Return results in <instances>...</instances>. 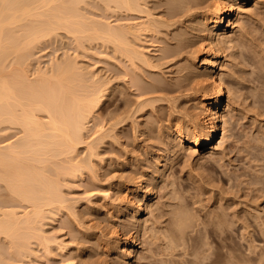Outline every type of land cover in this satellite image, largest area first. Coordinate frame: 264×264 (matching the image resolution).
Returning <instances> with one entry per match:
<instances>
[{
    "label": "rangeland",
    "instance_id": "374dc122",
    "mask_svg": "<svg viewBox=\"0 0 264 264\" xmlns=\"http://www.w3.org/2000/svg\"><path fill=\"white\" fill-rule=\"evenodd\" d=\"M165 1L168 0H160V2L159 0H150L148 2L151 8L155 10L154 12L156 14L160 13V16L163 15L164 19L162 17L161 18L165 21H168L167 17L170 20L169 16L165 17L164 14H161V12L163 13V10H168V6H163L166 5ZM197 1L199 2L197 3ZM214 1L216 0H210V2L209 0H194L193 3L191 2L192 4H189L190 6L188 5V7L185 8L186 10H180L183 11L182 13L180 12L182 15L179 16L181 17H171L170 22L172 21V19H175V21H172L173 24L168 21V23L171 24V26L169 25L170 28L168 26L159 27L160 30H155L154 33H152L153 31H150V35H148L149 31H141V34H139L141 37H138V32L136 37H132L133 41L136 40L134 41L136 46L140 45L143 47V49H148L147 52L144 49L145 53L148 56L153 55L152 57L150 56L152 62L151 64H149L150 66H147V64H145L146 66L144 64L142 65V63L140 64L141 61L139 62L138 59H134L135 61H137L135 62L130 58H125L127 57V55H124V53L121 51L116 52L117 50L114 49V45L112 46L111 43L105 44V42L103 44L104 40L102 41L101 39H93V41L90 42L86 39L88 43L83 39L82 43L85 46L79 45L76 43V41H74L75 37L71 38L69 33L66 34L63 29H59L60 33L57 31V36L53 34L55 35L53 38L47 37L48 40L44 38V41L41 40L43 41L42 44L39 43V45H37L38 43H36V48L33 47L35 49H32V52H35V55H33L32 57L36 58L34 61V58H32L33 62L29 61V63L31 62L30 70H32L33 72L36 69V66L38 67V62H40V64H42L43 62V64L40 66L44 67V64L46 63L45 65L48 66L51 60L53 61L54 59H58L60 61L61 59L64 60V58L70 56L72 57V59L77 60L76 62H78L79 66L85 69L87 68V70L84 69V71H95V77L97 75L95 79H105L103 80L105 83L107 80L106 84L108 85V87L104 88L103 86V88L105 89V95L107 97L105 96L101 104L96 107V121L94 119V121L91 122L89 128L91 130H96V128L98 127L97 124L102 123L101 125H99V127L103 125L104 130L108 128V131L106 130L108 133H106L110 135H107L105 137V133V135L101 138L102 140H97L99 143L95 142V148L96 146L98 147L96 149L97 153H95L96 155H93L95 157L92 156V159L89 163L90 165L95 163L94 165H91L93 166L91 167L92 170L90 167H88L90 169L86 168L87 170L84 168L82 171L77 172L78 175L76 173L77 177H72L70 175L72 177L71 178L70 176H68V174L70 173H68V171L66 170V167H69V163L67 164L68 160L65 161L67 159L65 158V156H63V159L65 158V160H63V163L62 157H58L59 159L56 158V162H58V164H55L59 165L60 163L61 166L63 165L65 169L64 172V169L59 168L58 166L57 167L62 171V173L59 169L56 170L57 167H54L55 170L53 168H49V170L52 171L48 172L49 175H51L50 173H52L51 176L53 177L54 175L53 178H55L58 183L61 182V184L59 183L63 187L61 190L62 192H66H63V194L65 193L66 197L69 196L70 207L67 208L70 210L66 209V207H64L63 209L61 208L59 213H57L58 215L54 214L51 215V217L50 215H48L51 213L48 212L47 217L50 218L44 219L46 221L41 223L40 226L43 227L44 231H48L46 232L47 235L56 236L58 237L59 241H63L61 244L62 246L65 245V248L62 247V249H60L59 246L57 247V245L55 244L56 247L55 245H52V247H54L53 249H46V252L48 253L46 254L45 248L42 249L43 246L39 245L38 242L37 244H34L36 243L35 239H31L30 241H32V243L33 241H35L33 243L34 245L31 243V247L33 246L32 251L37 250V254L34 253L35 251H33L35 257L32 253L30 255L31 258L29 257L28 259H23L26 263H30V261L32 260L31 263L35 264H119V248L118 243L115 242H119V238L118 236H116V233L114 231L116 230L121 232V234H125V237L132 233H136L138 236V225L140 226L139 235L140 232H142V237H140V247H137L132 256L133 259L131 261V264H183L188 259L192 258V256L188 254L193 247L191 246V237L197 236V234H201L203 232H207L208 234L210 233V240L214 242L212 246V251H214L212 260L213 264L227 263V251L223 246L224 244H231L232 246L235 245L236 248L241 249V251H247L246 249L250 245L248 242H252L253 244L254 241V245L257 244V251L264 249V0H261L260 3L252 6L253 9L250 11L253 12L252 14H245L242 16L241 25H243V27L241 26L239 29H237L236 32H232L234 35H232L234 41L227 44V48L222 59L223 61L228 63L225 65L224 69V72L226 73L225 79L228 83V86L232 89L234 88L233 90L236 91V94L238 93L237 97H234L233 99L234 102H231V109L227 111L228 137L224 144V147H215L216 143L204 147L203 154L206 153L205 156L208 155L206 159L205 157H203V154L196 155L192 154L191 151L189 152L187 150H184L182 151L183 153L181 152V155L178 156L179 158H176V156L172 157V164L170 169L166 173L167 176L164 175V177H158L159 172L156 171V157H158L160 154H166V152L168 151H170V153L168 152V154H171V150L173 148V145L170 144L172 135L167 128L168 123L176 119L184 123L185 126H195V115L197 113V110L199 109L194 103L196 97L202 94L203 85L200 84V86H198L199 83L196 82H199V79H197V77L195 76L196 73H198L197 70L184 76V72H181L180 74V67L178 66L180 65V63L182 65L185 62L187 64H191L192 54H194V52H196L200 47V37L198 31H195L197 30V23L195 19L202 16V14L206 12L207 8V11H210V8L213 5ZM104 2L102 0H100V2L99 0H90L88 2L90 5L86 4L88 7L90 6L89 8L91 9L88 8L90 11L93 10V12H90V14L96 17L98 16L99 19H102L103 17L104 20H107V22H111V24H116V21L118 22L119 19L122 20H119V22H123V20L128 21V19H132L129 21H138L137 11L129 12V10H124V8H121L120 11V9H117L115 5L112 8V4L110 7H106V9H108L106 10L105 6L107 5H105L106 3L104 4ZM195 3L200 5V7ZM155 6L156 8H158V10L155 8ZM84 7L87 8L86 6H83V8ZM159 7H161V10ZM194 7L196 8L194 9ZM179 19L182 21V23ZM174 24L176 27L174 26ZM176 30H178V32ZM244 31H246L247 33ZM175 32L184 34V41L187 40L184 45L185 47L183 46L180 49L175 48L177 47V44H175L177 40V33L175 34ZM172 34H174V36ZM78 40L80 41L82 39L79 38ZM165 45L168 48H166ZM169 47L178 51H176L175 53L177 56L173 53L172 55L175 57L170 55L169 57L164 58V51L165 49H169ZM148 51L150 52V54L148 53ZM179 51L181 53H179ZM119 53H121V56L119 55ZM166 58L171 59L167 60ZM133 61L135 63H133ZM135 77L137 79H135ZM152 80H154V82ZM150 81L152 82L150 83ZM156 82L158 83V85H156ZM86 83H91V80L86 79ZM141 83H148L149 85L146 84L148 86L147 87ZM154 83L157 88L155 86L154 88L153 86H150V84L153 85ZM86 86L89 85L86 84ZM150 87H152V90H148L150 92L149 93L147 89H149ZM153 91L155 93H153ZM151 93H153V95H151ZM139 95L143 98H140ZM149 95H151V97ZM152 98H157L158 100H156L155 102V100ZM138 102H141V105ZM150 102L152 103L150 104ZM149 104L154 105L149 106ZM184 116L187 117L185 118ZM117 117H119V119L121 117L120 120L124 118L126 119V121H123V119L122 122L120 121L118 123L119 126L118 124L117 126H114L115 128L113 129V132L112 128H110L113 125L111 123L115 122L116 120V122H118L119 119ZM120 123H122V125ZM15 130L16 129L10 130L9 132L16 133ZM91 130L90 133L88 132L86 134L87 139L91 138L89 137L92 132ZM9 136H11L9 137V139H12V135ZM84 144L79 145L78 147V155L80 156V158H84L88 153L87 147L85 146L86 144ZM159 151L161 152L159 153ZM163 151L165 152L163 153ZM84 152L87 153L85 154ZM53 162H55V159L52 161L51 165H54ZM55 172L59 173L57 174ZM141 173L146 174V178H150L149 181L153 180L156 189L154 198L151 202L153 205L150 203L149 207L151 206V208L146 209L147 211L143 215L144 217H140L139 219L141 221H138V217H133V213L135 212L133 211V209H136L137 205L136 203H134V205L136 206L135 207L133 203L127 202L126 196H128V192L125 185L137 187L138 181L142 179ZM59 174L60 176H58ZM131 179L135 182V184H133V181ZM2 184L3 185H1L0 190L4 188L3 190L5 191L1 192L2 195L0 194V198L2 200L11 198L12 200V197H8L11 191L9 192L8 189L9 194L7 196V188L4 183ZM2 186L4 187L2 188ZM141 192L142 191H140V193ZM140 193H134L133 195L135 196L130 195L129 197L135 199L136 202ZM9 199H7L8 202H10ZM17 199L14 198L11 201V205H17L18 209H22L19 208L20 205L25 204L21 202V204L19 205L18 203L20 202V199ZM71 199L73 200L71 201ZM22 205L21 207H23ZM128 205L129 208H127ZM171 205H178L177 207L182 209L187 208L188 210H186L190 213L194 212L192 214L196 216V219L199 217L201 218L197 219V221L195 219V227L193 226L195 229L193 227L191 228L193 234L191 233V229L188 230V232L190 233L187 234V240H189L191 244L189 245L190 242L188 243L187 241L188 244L186 243V248L183 246L177 247V249L172 252L173 256H168V252L166 253V251L168 250L161 251L163 249L162 243H164V240H162L160 230H165L170 227V224L172 222L171 218L173 216V214L171 213L173 210H170L171 208L174 209V206L172 207ZM52 211L54 212L53 208ZM218 215L221 216V218H219ZM52 216H55L54 219H52ZM215 216H217L216 218L221 220V224L224 221L222 226L221 224L217 225L219 224V221H217L218 219L215 220ZM142 218H145L146 221L142 220ZM135 219H137V221ZM147 221L149 224L147 223ZM207 221H209V223ZM210 221L214 222L215 224ZM138 222L139 224H136ZM144 223H147V225H143ZM141 224L143 225V227ZM216 225L220 228V230L218 227H215ZM214 227L217 229H215ZM221 227H229L230 229L228 230L227 228V233L226 228L222 229ZM156 229H158L159 231H155ZM144 230L146 231L144 232ZM219 231L223 234L224 237L228 236V238H226L227 240L222 239L221 236L218 235L220 233ZM127 233L128 235H126ZM1 237L3 238L4 236L0 235V250H2L4 253L0 251V260L3 262H7L12 258L14 251L11 250L13 248L8 247L7 241L5 242V238L2 239ZM4 243L7 245H4ZM2 244L3 249L1 248ZM222 248L224 249L222 250ZM58 249H60L61 251ZM7 252L9 255L7 254ZM49 254H51V256ZM4 258H8L9 260L7 259L5 261ZM170 259L172 262L170 261ZM180 261H182L183 263H180ZM222 261L224 263H222Z\"/></svg>",
    "mask_w": 264,
    "mask_h": 264
},
{
    "label": "bare ground",
    "instance_id": "6f19581e",
    "mask_svg": "<svg viewBox=\"0 0 264 264\" xmlns=\"http://www.w3.org/2000/svg\"><path fill=\"white\" fill-rule=\"evenodd\" d=\"M89 1L90 0H0V187L1 185H3L2 183H4L7 188L6 190L7 196L9 194L8 193V189H9V192L11 191L12 193V194L10 193V195L12 196L9 195L8 197H12L13 199L18 198L17 200L20 199V202L19 203L17 202L19 205L21 204V202L25 204V205L21 204L23 207H21V205L20 207L18 206L19 208H22V209H18L16 203H15L16 206H14V204L11 205L12 204L11 201L13 199L11 200V198L10 199L7 198L10 200V202H8V200L5 199L6 197L3 198L6 201L0 198V201H1L0 202V235L4 236L3 238L2 237L1 238L2 239L5 238V242L7 241L8 247L13 248L11 250L14 251L13 256L10 259V261L3 262L0 260V264H35V263H31L32 261L31 259H30L31 260L30 263H26L23 260V259H28L30 255L33 253V251H35L34 253H36L37 250L32 251L33 246L31 247V245L35 241L36 243L34 244H37L38 242L39 245L43 246V248L41 246L42 249L45 248V252H46V249L47 250H49L50 248L53 249L54 247H52V245L54 246L55 244L57 245V247L59 246L60 249H62V247L65 246V245L62 246L61 244L63 241L62 242L59 241L58 237L56 236L47 235L46 232L48 231H44L43 227L40 226L41 223L46 221L44 219L50 218L51 215L59 213L61 208L63 209L64 207H66V209H68L67 207H70L69 206L70 205L69 196L68 197L65 196V193H66L65 191H63L65 192L63 194L61 190L63 187L60 185L61 182H59L60 183L59 184L55 180V178H53L54 175L53 177L51 176L52 173H50L51 175H49L48 172L49 171L52 172L51 170H49V168H53L55 170L54 167L58 166L59 168L64 169V166L63 165L61 166L60 163H59L60 166L55 165V164H58V162H56V160L59 159L58 157H62V163H63V160H65V158H67L65 161L68 160L67 164L69 163L68 164L69 167L68 168L66 167V170L68 171V173H70L68 174V176L71 175L72 177L74 176L77 177L78 171H82L84 168L90 169L91 167H93L91 165H94L95 163L93 161L92 162L94 164L90 165L89 163L92 159V156L96 155L95 154L97 153L96 149L98 148L97 146L95 148V142H98L97 140L101 139L105 135V133L108 131L107 130L108 128L104 130L103 125L99 127V125H101L102 123L97 124L98 127L96 126L97 128L96 130L94 129L95 131L89 128L91 122L94 121L95 119L96 107L101 104V102L104 100V97L106 96L104 88L108 87V85L106 84L107 80L105 83L103 81L105 79L103 80L95 79L97 77V75L95 77V71H90V70L84 71L85 68H82L81 66H79L78 62H76L77 60L72 59V57L70 56L64 58V60L61 59L60 61L57 59L59 62L56 59H54L55 57L51 58L54 60L52 61L50 59L51 61L49 62L48 66H46L45 65L46 63H45L44 67L40 66L43 64V62L42 64H40V62H38L39 60L38 58L37 62L39 63V65L37 64L38 67L36 66V69L33 72L32 70H30V67H31L30 65H31V62H33L36 58V57H32L33 55H35V52L33 53L32 49L36 48L35 47L36 43H38L37 45H39V43L42 44V42L44 41V38H46V40H48L49 37L53 38L55 35L56 36L58 35L57 31L59 32V29L60 30L63 29V31H65L66 34L69 33L71 38L75 37L74 41H76V43L79 45L85 46L82 43L83 39L86 42L87 40L90 42V41H93V39L95 40L101 39L102 41L104 40L103 44L104 42L105 44L111 43L112 46L113 45L115 46L114 49L117 50L116 52L121 51L124 53V55H127V57L124 56L125 58H130L131 60L138 59L139 62L141 61L140 64L142 63V65L147 64V66H150L149 64L152 63L151 58H150L151 55L148 56L144 51L145 48L143 49L142 46L137 45L138 46L137 47L134 42L136 40L133 41L132 37L133 36L136 37L137 32H138V37H141L139 35L141 34V31H149L148 35H150V31H153L152 33H154L155 30L156 31L160 30L159 27H165V26L169 27V25L171 26V24L168 23V21L170 22L171 17L176 18V16L182 15L181 13L183 11H180V10L187 8L188 5L191 2L193 3L194 0L165 1L166 5H163V6H166V7L168 6V10L167 11L166 9L163 10V13L161 12V14H164L165 17L169 16L170 20L167 17L168 21L163 20L164 19L163 15L160 16V13L156 14L154 12L155 10H153V8H151V6L149 5L148 1L150 0H105V2L104 0H102L104 4L106 3L105 5H107V6L104 5L105 9L108 6L110 7L112 4L113 5L112 8L115 5L117 9H120V11H121V8H124V10L127 9L129 10V12L130 11L138 12V19H137L138 21H135V20L129 21L132 19H128V21L123 20V22H121L122 20L119 19L121 20L119 22V20L117 19L118 22L116 21V24L114 23L111 24V22L109 21L107 22V20H104L103 17L102 19L101 18L99 19L98 16L96 17L90 14V12H93V10L90 11L89 10L91 9L89 8L90 6L88 7L86 5V4H89L88 3ZM198 2L199 1H197V3ZM260 2L261 0H216L213 2V5L211 6L210 11H207L208 10L207 8L206 12L203 13L202 16L197 17L195 19L197 23L196 25L197 30L195 31H198V34L200 37L199 38L200 47L196 52H194V54H192L191 64L190 63L187 64L185 62L181 65L180 63L181 66L179 65L178 67H180V74L181 72L182 73L184 72L183 73L184 76L196 70L198 71V73H196L195 76L197 77V79H199V82L198 81L196 82L199 83L198 86H200V84L203 85L202 86L203 92L202 94L196 97L195 103L194 102L193 103L197 106L199 110H197V113L195 115V122L193 121L195 124V126L193 125L194 127L185 126L184 123L176 119L169 123L166 121L168 123L167 128L172 135L170 144L173 145V148L172 150L170 149L171 154H168V152L170 153V151H168L166 152V154H162V155L160 154L158 157H156L157 159L156 160L157 161L156 171L159 172L158 177H162V176L164 177V175H166L167 171L171 167V164H172L171 159L173 160L172 157L176 156L177 158L179 155H181V152L184 150H187L189 152L191 151L192 154L197 155V154H203L204 152L203 148L210 144L216 143L215 147L216 146L224 147V144L228 137L227 136V124H228L227 113L228 112L227 111L231 109L232 107L231 102L233 101L234 97L235 98L237 97L238 93L236 94V91L233 90L234 88L232 89L231 87L228 86V83L225 79L226 73L224 72L225 65L228 63H226L222 59L225 54L227 44L234 41L233 40L234 35L232 32H236L237 29H239L241 26L243 27V25H241L242 16L245 14H252L253 12H250L253 9L252 6L257 5ZM82 5L86 6L87 8L85 7L83 8ZM198 6L200 7V5ZM159 8L161 10V7ZM195 8L196 7H194V9ZM156 9L158 10V8ZM172 21H175V19L174 20L172 19ZM172 21L170 23H172ZM179 25H182V24H179ZM179 30H182V29H179ZM176 31L178 32V30ZM183 31H184V28H183ZM177 32H175V34ZM172 35L174 36V34ZM183 35H184L183 33H177L176 42L177 41L178 42L177 43L175 42V44H177V47H175L176 49H180L185 45V42L187 40L184 41L185 38ZM79 38L82 40L79 41L78 40ZM142 38H143V35H142ZM77 41H79L80 43ZM170 47L169 49H165L164 58L169 57L170 55L173 56L172 54L176 53L177 50L172 49ZM148 53L150 54L149 51ZM179 53L181 52L179 51ZM120 54L121 53H119V55ZM104 56H108V55H104ZM32 58H34L33 61H32ZM29 61L31 62L29 63ZM134 61L133 63L137 62V61L135 62ZM85 70H87V68ZM86 79L87 80L90 79L91 83H86ZM135 79L137 78L135 77ZM152 81L154 82V80ZM152 81H150V83ZM86 84L89 86H86ZM146 84H143V85L147 86ZM156 85H158V83ZM150 86H153L154 88L155 83L153 85L150 84ZM151 88L152 87L147 89V91L150 90ZM153 93L155 92L153 91ZM153 93H151V95H153ZM151 95L149 96L151 97ZM140 98H143V97H140ZM147 99H144V100H147ZM152 99H154L155 102L156 100H158L157 98H152ZM138 103L140 104L141 102H138ZM151 103L152 102H150V104ZM150 104L149 106L154 105V104L152 105ZM140 105H139V109H140ZM117 118L119 119V117ZM120 119L118 122H116L117 121L116 120L115 121L116 123L115 122L111 123L113 124L112 127H110L112 128V130L115 128L114 126H117V124L120 121L122 122L124 118H122V120ZM123 121H126V119H124ZM120 124L122 125V123ZM14 129H16L15 130L16 133L9 132L10 130H14ZM90 130L94 132L93 133L91 132V135L89 136L91 138L87 139L86 134L88 132L90 133ZM107 133L105 137L107 135H110ZM9 135H12V139H9V137H11ZM82 144H84L87 147V152H88V153L86 152L87 154L84 152L87 156V157L85 156L84 158L82 156H81L82 158H80V156L78 155L79 154L78 147L79 145H82ZM94 149H95V152H94ZM160 152L161 151H159V153ZM164 152L165 151H163V153ZM205 154L206 153L203 154V157H205L206 159L208 155L205 156ZM63 156H65L64 159H63ZM54 159L56 163L53 162L54 165H51ZM58 161H61V160H58ZM58 167L56 168V170L59 169ZM64 171L65 169L63 170V172ZM59 172H55V173L58 174ZM145 175L146 174L141 175L142 179L138 181L137 187L136 186L133 187L131 185H125L127 192H128L127 193L128 196H126L127 202H131L133 203V205L134 203H136L137 205V207L134 205L136 209H133V211L135 212L134 213L132 212V213L134 214L133 217H136V218L138 217V221L140 220L139 218L145 214V212L147 211L146 209L151 208V206L149 207V205L152 202V199L154 198L155 189H156L155 188L156 186H154L155 183L153 182L152 178H151L152 181H149L150 178L149 179L146 178ZM58 176H60V174ZM133 184H135L134 181H133ZM3 187L4 186H2V188ZM3 189L0 190V194L1 192L5 191ZM140 191L142 192L140 193ZM137 192L140 194L138 195V200L136 198L137 201L135 202V199L129 196ZM72 200L73 199H71V201ZM171 206L173 207L174 205H171ZM177 206H174V209L171 208L170 210V211L173 210L171 212L173 214V216L171 215L172 222L171 224L169 223L170 227L165 230H160L162 240H164V243H162L163 249L161 251L168 250L166 251V253L168 252L169 254L168 256L170 255L173 256L172 252L175 249H177V247H180V246L185 247V245H187L190 242L189 240H187V234L190 233L188 232V230H190L194 226V221L196 219V216L192 214L194 212L190 213L189 211H187L188 210L187 208L186 210L184 207H183L184 209H182ZM52 208L54 212L52 211ZM127 208H129V205ZM48 212L51 214H48ZM47 214L50 215V217H47ZM55 216H52L53 217L52 219H54ZM216 217L217 216H215V218ZM219 218H221V216H219ZM217 219L218 218H216L215 220ZM135 220L137 221V219ZM142 220H145V218H142ZM215 220H212V221H215ZM217 221H219V224L217 225H220L221 220L218 219ZM207 222L209 223V221ZM147 223H144L143 225L145 224L147 225ZM223 223L224 221L222 222V224ZM136 224H139V222ZM217 225L215 227H218ZM151 228H154V227H151ZM225 228L226 230L227 228L228 230L230 229L229 227H225ZM225 228H222V229H225ZM246 228H247V225H246ZM139 229H140V226L138 225V236L134 232L135 234L132 233L130 235H128L127 233L126 235L128 236L126 237H125V234H121V232L113 230L116 233V236H118L119 238V242L115 241L118 243V248H119L118 249L119 254L117 253L119 256L118 260L120 259L119 264H131V261L133 259L132 256L134 252L136 251L137 247L138 248L140 247V237H142V234H141L142 232H140V235H139ZM157 230L158 229H156L155 231ZM228 230H227V233H228ZM263 230H264V227H263ZM145 231L146 230H144V232ZM191 233H192V229H191ZM220 233L218 235L221 236L222 239L228 238V236L224 237L223 234L221 233L222 234L221 235ZM209 234L207 232H203L201 234L200 233L197 234V236H194V237L192 236L191 246L193 247L192 249L190 248L191 251L190 253H188L189 255L192 256V258L189 257L190 259H188L186 262L183 263L182 261H180V263L182 262L183 264L185 263L186 264H213L212 260H213L214 251H212L213 249L212 246L214 242L210 240L211 234L210 235ZM31 239L32 240L35 239V241H33L32 243V241H30ZM191 242L189 243V245L191 244ZM248 243L250 245L249 244H248L249 246L247 245L248 246L246 249L247 251H244V250L241 251V249L236 248L235 245L232 246L231 244H224L223 246L224 248H226L225 250L227 251V252L225 251L227 256L224 254L227 258L226 264H264V249L257 251L256 249L257 244L254 245V241H253V244L252 242H248ZM7 244L4 243V245H7ZM4 247H7V246H4ZM1 248L3 249V244ZM224 248H222V250ZM34 253L33 255L35 257ZM46 254L48 253L46 252ZM51 254L49 255L51 256ZM156 255H157V252H156ZM7 259H5V261ZM222 263L224 262L222 261Z\"/></svg>",
    "mask_w": 264,
    "mask_h": 264
}]
</instances>
